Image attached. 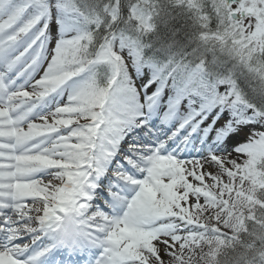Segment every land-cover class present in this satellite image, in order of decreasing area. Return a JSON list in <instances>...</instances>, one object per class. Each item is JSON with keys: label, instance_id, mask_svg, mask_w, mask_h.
I'll return each mask as SVG.
<instances>
[{"label": "snow or ice", "instance_id": "snow-or-ice-1", "mask_svg": "<svg viewBox=\"0 0 264 264\" xmlns=\"http://www.w3.org/2000/svg\"><path fill=\"white\" fill-rule=\"evenodd\" d=\"M0 264H264V0H0Z\"/></svg>", "mask_w": 264, "mask_h": 264}]
</instances>
